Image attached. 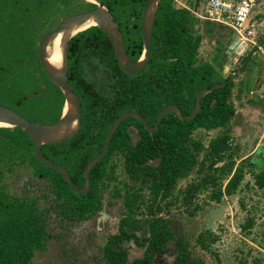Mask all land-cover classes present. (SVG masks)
Masks as SVG:
<instances>
[{
  "label": "flooded vegetation",
  "instance_id": "af4514ba",
  "mask_svg": "<svg viewBox=\"0 0 264 264\" xmlns=\"http://www.w3.org/2000/svg\"><path fill=\"white\" fill-rule=\"evenodd\" d=\"M99 4L108 9L101 0ZM96 5L90 3L88 9ZM108 11L118 24L127 54L133 61L139 59L143 51L140 30L142 12L120 11L116 14L109 9ZM188 12L190 23H218ZM125 23L129 27L126 28ZM190 23L186 24L187 27ZM134 24L139 25V31L133 28ZM95 28L99 36L106 35L112 46L105 31L96 26L76 32L67 41L66 75L72 91L79 98L80 122L71 138L41 144L42 156L52 164L44 163L36 157L35 143L30 137L32 145L28 150L22 148L19 141L8 137L0 142V216L9 214L7 216L28 217L32 227L39 226L42 229L44 247L42 250H35L34 254L44 253L52 241L60 239L61 251L56 255L58 259L69 256L75 247L88 251L100 247V256L104 260L102 264H112L110 252H115V256L119 254L126 264L136 260L145 264H202V260L187 259L181 240L171 229L173 222L168 217L169 208L176 204L181 192L185 201L193 199L196 194L188 196V187L198 184L207 176H214V186L224 191L227 176L222 174L221 168L229 162L224 161L229 146L228 135L221 134L210 139L205 146L194 136V132L198 129H227L234 114L226 118L224 123L215 126H206L202 120L197 119L201 109H213L217 104V93L212 94L217 89L215 88L201 97L199 112L187 119L196 108L199 91L210 86H202L195 92L191 76L165 74V63L178 62V57L157 58L155 66L150 63L153 31L148 63L136 75H129L121 68L113 46L115 62L103 49L106 47L104 43L89 42L92 45L85 49L82 48L84 43L81 41L71 43L80 33ZM191 33L193 34L192 28ZM130 37L141 40V53L137 59H133L128 52L131 47ZM78 47L82 50L75 51ZM72 48L75 52L70 50ZM97 49L100 52H96ZM72 59L76 62L74 65ZM202 63L212 64V61L198 62L196 58L193 66ZM213 67L215 68L214 65ZM215 70L217 71L216 68ZM132 77H138V91L133 90ZM216 77H221L216 83L228 78L219 72ZM227 84L220 87L224 88V92L219 95V100L225 107L230 103ZM64 103L65 96L61 109H48L41 116L38 109L33 119L29 120L54 124L62 118ZM168 106L177 107L180 113L174 109L165 111ZM118 118L121 119L114 126V121ZM177 119L183 123H179ZM15 128L19 127L0 126V130L11 131ZM62 132L63 130L60 131ZM223 140L224 143H220ZM106 143V152L93 164L87 175V164L103 151ZM212 144H218L221 160H216L218 155L212 154ZM204 150L205 154L198 159L199 153ZM182 164L185 169L181 168ZM20 166L27 168L29 175L23 182L16 184V188H12L6 180ZM120 174L124 176L123 180L120 179ZM200 174H204L202 178L192 180L193 176ZM67 176L79 191L69 184ZM19 179L20 176L17 179L20 182ZM186 180L188 185L183 189L178 187V192L175 193V187ZM209 189H213L212 185H209ZM49 224L53 227L60 224L63 230L54 233ZM70 225L82 226L79 230L81 238L77 237L75 247L68 244ZM173 241L178 247L173 260L163 258L156 261L152 252L161 253L164 257L170 256L173 253L170 243ZM90 264L99 262L93 261Z\"/></svg>",
  "mask_w": 264,
  "mask_h": 264
},
{
  "label": "rangeland",
  "instance_id": "374dc122",
  "mask_svg": "<svg viewBox=\"0 0 264 264\" xmlns=\"http://www.w3.org/2000/svg\"><path fill=\"white\" fill-rule=\"evenodd\" d=\"M192 2L193 0H174L173 4L177 8H183L189 7ZM90 3L96 4L90 0L72 1L70 6L63 9L62 14L66 13L67 16L82 12L89 8ZM62 17L61 14L54 16L47 23L44 33L53 29ZM251 17L252 21L258 24L259 47L237 58L229 52V46L234 40V32L228 26L209 21L191 23L193 34L201 35L197 51L198 62L212 61L222 76L233 74L244 62L242 59L249 54L246 67L243 70L241 68L233 80L229 100L234 108V115L227 129L212 131L198 129L194 132V136L205 146L210 139L227 134L229 146L224 161L233 160L232 172L240 167L243 179L233 194L222 195L218 201L211 200V190L208 186L187 201L184 200L181 192L176 204L169 208L168 217L173 222L171 229L181 240L187 259L202 260V264H264V186L258 188L254 184V175L264 169V0L257 1ZM256 150H258L257 156L251 161L246 160ZM204 154L205 150L199 153L198 159ZM15 169L13 175L6 180L12 188H16V184L23 182L29 175L28 169L24 166ZM232 172L227 175L224 182ZM203 175L189 179L198 181ZM19 176L20 182L17 181ZM119 177L124 179L122 174ZM187 185L188 180L180 182V186L175 187V193L178 192V187L183 189ZM49 225L54 233L63 230L60 224L54 227L52 224ZM245 225L248 226L247 230H243ZM80 228L82 226L70 225L67 237L69 246L75 247L77 237L81 238ZM200 234L204 242L210 243L206 250L198 245ZM59 241L60 239L52 241L43 251L44 253L36 252L31 264H55L54 262L90 264L93 261L102 264L104 262L100 256V247H94L89 251L75 247L70 251L69 256L58 259L56 255L61 251ZM170 245L174 255L171 253L170 256L164 257L161 253L153 251V258L156 261L163 258L172 261L178 252V247L175 246L174 241Z\"/></svg>",
  "mask_w": 264,
  "mask_h": 264
},
{
  "label": "trees",
  "instance_id": "16d2710c",
  "mask_svg": "<svg viewBox=\"0 0 264 264\" xmlns=\"http://www.w3.org/2000/svg\"><path fill=\"white\" fill-rule=\"evenodd\" d=\"M72 1L75 0H0V104L15 109L28 119H33L35 111L38 109L41 116L48 109H61L62 107L64 96L41 68L37 56V47L47 23L58 14L64 16L66 13L62 14L63 9L70 6ZM78 1L83 2L84 0ZM145 1L101 0L111 12L116 14L120 11H135L140 14ZM173 2L174 0L159 1L153 26L150 63H154L155 66L157 58L178 57V62L165 63L164 73L167 75L177 73L191 76L193 80L192 89L196 92L202 86H211L213 83L220 81L221 77H216L218 72L212 64L202 63L193 66L197 58L201 35L191 33L189 10L185 7L177 8ZM196 2L199 3L200 0H193L189 7ZM188 22L190 23L189 27L186 25ZM121 26L123 25L121 24ZM124 26L127 28L128 24L125 23ZM134 26L133 28H137L139 31V25L134 24ZM129 40L131 41V47L128 48V52L133 59H137L141 53V40L140 38L136 40L131 37ZM76 41L84 43L83 49L92 45L88 44L89 42L104 43L106 47L103 49L110 54L115 62L113 49L108 38L104 34L99 36L96 28L80 33L71 40V43ZM70 50L73 51V48ZM80 50L82 49L79 47L75 49V51ZM96 52H100V50L97 49ZM243 61L242 70L249 61V54L242 59ZM71 62L73 65L76 63L73 59ZM120 75L129 78L121 73ZM136 78L138 77L130 79H132L134 85L133 90L138 91L136 85L139 82ZM232 85L233 81L227 84L229 93ZM221 92H224V88L215 89L212 94L217 93V104L213 109H201L197 116V119L202 120L201 122L206 126L224 123L226 118H230L234 114L231 103L226 107L221 104V100H219ZM177 121L183 123L181 120L177 119ZM7 137L10 140L19 141L21 147L26 150L32 145L29 136L19 128L11 131L8 129L0 130V142ZM220 143L223 144L224 140ZM211 148L213 150L212 154L214 156L218 155L216 160H221L218 144H212ZM256 152L249 155L246 160H253L257 156ZM233 164L234 161L231 160L223 165L221 168L222 174L229 175L232 172ZM169 165L171 166L172 163ZM181 168L185 169L186 167L182 164ZM215 179L214 176H207L198 184H191L188 187L187 195L193 197L201 189H206L209 185H212L210 198L218 201L222 195H231L235 192L243 179V172L240 167L236 168L228 178L224 191L220 187L214 186ZM254 184L258 188L264 186V169L254 175ZM70 192H72L71 189ZM7 215L0 216V264H31L35 250H42L44 247L43 231L39 226L32 227L28 217L17 218L13 215ZM247 228L248 226L245 225L243 230H247ZM197 242L204 250L210 244L202 240V234L199 235ZM109 258L112 264H126L119 254L115 256V252H110ZM127 264H145V262L136 260V262Z\"/></svg>",
  "mask_w": 264,
  "mask_h": 264
},
{
  "label": "water",
  "instance_id": "95a60500",
  "mask_svg": "<svg viewBox=\"0 0 264 264\" xmlns=\"http://www.w3.org/2000/svg\"><path fill=\"white\" fill-rule=\"evenodd\" d=\"M160 0H146L142 10V17L140 23L141 36L143 41V51L139 59L133 61L127 54L122 34L118 28L117 22L113 19L112 15L106 7L99 4L96 0V7L88 9L79 13L67 15L63 17L60 22L51 31L45 32L39 42L37 47V56L41 65V68L46 73L47 77L62 91L65 96V103L63 109L68 105V111L63 115L60 120L54 124H41L27 119L26 117L19 114L16 110L0 104V122L6 123L11 126H17L21 128L35 143V154L36 157L47 164H52L46 158H44L40 152V146L44 143L56 142L71 138L79 128L80 122V102L78 96L72 91L68 78L66 75L67 66V56H66V46L67 41L63 45V64L60 69L54 67L46 57V49L52 37L60 32H68L73 24L83 23L89 19H93L96 26L105 31L109 37L114 52L115 57L121 68L129 75H136L145 65L148 63L150 56V46L152 31L155 21L156 11L158 9V4ZM264 38V37H263ZM244 62L231 74L225 81L221 83H215L209 88H203L199 91L197 96V105L194 111L186 117L191 119L200 110L201 97L215 88L223 87L225 84L233 81L237 76L239 70L243 67ZM167 110L174 109L180 113L177 107L168 106L165 108ZM125 115H122L124 117ZM121 117V118H122ZM121 118L114 121V126ZM76 122V129L71 130L70 126L72 123ZM63 130L62 133L60 131ZM113 130V128L111 129ZM107 143L103 151L98 154L92 161H90L85 169L86 174L93 166V164L106 152ZM69 184L75 188L77 191L79 189L73 184L72 180L67 176Z\"/></svg>",
  "mask_w": 264,
  "mask_h": 264
},
{
  "label": "built area",
  "instance_id": "2783aa9c",
  "mask_svg": "<svg viewBox=\"0 0 264 264\" xmlns=\"http://www.w3.org/2000/svg\"><path fill=\"white\" fill-rule=\"evenodd\" d=\"M258 0H203L186 8L199 18L228 26L234 32L229 52L236 58L247 54L257 42L258 24L252 21V12Z\"/></svg>",
  "mask_w": 264,
  "mask_h": 264
},
{
  "label": "bare ground",
  "instance_id": "6f19581e",
  "mask_svg": "<svg viewBox=\"0 0 264 264\" xmlns=\"http://www.w3.org/2000/svg\"><path fill=\"white\" fill-rule=\"evenodd\" d=\"M96 3V0H90ZM96 22L91 18L86 22L73 24L68 32H60L56 34L50 40L48 47L46 49V57L48 61L56 68L60 69L63 64V45L69 37H71L76 32L83 30L89 26L95 25ZM68 111V105L65 106L64 114ZM0 126H8L6 123H1ZM75 127V122L71 125V130Z\"/></svg>",
  "mask_w": 264,
  "mask_h": 264
}]
</instances>
